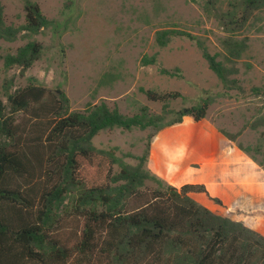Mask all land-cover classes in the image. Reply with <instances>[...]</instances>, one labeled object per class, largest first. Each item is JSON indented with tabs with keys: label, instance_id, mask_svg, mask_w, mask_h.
I'll list each match as a JSON object with an SVG mask.
<instances>
[{
	"label": "trees",
	"instance_id": "obj_1",
	"mask_svg": "<svg viewBox=\"0 0 264 264\" xmlns=\"http://www.w3.org/2000/svg\"><path fill=\"white\" fill-rule=\"evenodd\" d=\"M218 2L206 0L205 12L214 13ZM231 7L223 23L230 32L223 61L196 35L179 28L158 31L155 41L160 47L175 38L194 42L209 69L232 89L236 81L229 77L237 71L226 63H235L247 50L248 39H238V33L264 12V0H236ZM24 11L25 23L10 26L0 2V41H14L23 32L37 35L52 25L37 2L27 0ZM42 50L40 43L28 42L4 57V67L26 71ZM158 62L156 55L141 61L144 66ZM159 71L182 78L179 68ZM139 91L161 112L143 106L129 116L106 102L73 111L60 88L29 83L14 91L13 79L0 84L6 99L0 97V264H264V235L196 200L193 195H205L221 206L205 185L177 188L147 167L153 138L186 117L206 119L214 98L175 110L171 105L185 99L182 93ZM252 92L263 100L256 143L245 147L237 142L240 133L220 131L264 170V90ZM114 129L148 131L144 155L134 157L135 166L94 147L96 136ZM16 178L23 183H13ZM149 182L156 187H147Z\"/></svg>",
	"mask_w": 264,
	"mask_h": 264
},
{
	"label": "rangeland",
	"instance_id": "obj_2",
	"mask_svg": "<svg viewBox=\"0 0 264 264\" xmlns=\"http://www.w3.org/2000/svg\"><path fill=\"white\" fill-rule=\"evenodd\" d=\"M26 1L0 0L8 25L18 28L25 23ZM31 1L39 4L52 25L37 35L23 32L14 41H0L1 85L13 79L14 91L29 83L60 88L69 97L73 111L106 102L110 108L129 116L143 106L154 113L161 112L160 105L148 102L141 94V87L182 93L185 99L171 105L175 110L211 96L214 102L207 118L220 130L240 133L237 142L245 147L256 143L262 130L257 115L263 100L252 96V89L264 90V12L255 14L238 33V39H248V48L235 63L225 62L237 71L229 77L236 81L232 89H226L194 42L175 38L160 47L155 36L168 28L185 30L203 41L212 54L219 53L223 61V42L230 33L223 23L236 0H219L212 14L205 12L206 0ZM31 41L43 47L39 60L26 71L19 67L6 70L4 57ZM146 55H156L158 65L144 66L141 61ZM160 68H179L182 78L162 75ZM0 97L6 102L4 95ZM147 135L148 131L139 129H114L101 132L93 145L98 150L112 151L135 166L138 160L134 157L144 155ZM13 183L23 182L16 178ZM146 185L156 187L152 182ZM195 199L207 201L205 195H196ZM211 205L216 212H222L219 205ZM61 211L63 215L64 207Z\"/></svg>",
	"mask_w": 264,
	"mask_h": 264
},
{
	"label": "crops",
	"instance_id": "obj_3",
	"mask_svg": "<svg viewBox=\"0 0 264 264\" xmlns=\"http://www.w3.org/2000/svg\"><path fill=\"white\" fill-rule=\"evenodd\" d=\"M147 167L177 188L205 185L209 196L221 201L225 215L264 235V170L208 118L197 122L186 117L159 132L151 142ZM206 198L200 202L213 209Z\"/></svg>",
	"mask_w": 264,
	"mask_h": 264
}]
</instances>
